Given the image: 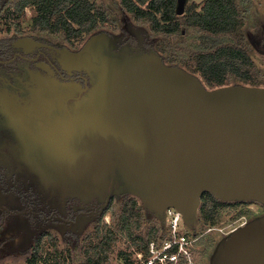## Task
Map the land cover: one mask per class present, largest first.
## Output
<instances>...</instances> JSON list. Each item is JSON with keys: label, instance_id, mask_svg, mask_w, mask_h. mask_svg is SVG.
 I'll use <instances>...</instances> for the list:
<instances>
[{"label": "water", "instance_id": "obj_1", "mask_svg": "<svg viewBox=\"0 0 264 264\" xmlns=\"http://www.w3.org/2000/svg\"><path fill=\"white\" fill-rule=\"evenodd\" d=\"M186 0H176L177 14ZM69 65L88 84L45 78L5 115L19 157L63 198L137 196L160 222L195 223L200 196L264 204V86L209 89L150 48L111 50L90 35ZM214 264H264V215L233 232Z\"/></svg>", "mask_w": 264, "mask_h": 264}, {"label": "rangeland", "instance_id": "obj_2", "mask_svg": "<svg viewBox=\"0 0 264 264\" xmlns=\"http://www.w3.org/2000/svg\"><path fill=\"white\" fill-rule=\"evenodd\" d=\"M12 1L0 0V16L3 15L2 8ZM91 1L104 12L107 19L97 30L107 34L108 45L116 52L128 54L142 50L147 46L145 43L149 42L155 49H160L159 53L164 49L172 56L185 59L198 49H208L221 42H238L250 51L256 66L264 69V0H250L249 3L242 4L245 21L240 34L234 37L208 35L191 26H184L180 30L182 35L155 32L147 21L137 19L126 11L120 0ZM190 1L201 3L203 0H186V3ZM33 15V7H27L19 23L9 24L8 30L2 31L0 28V37L26 34L27 31L22 28L29 26ZM28 36L49 41L58 47H68L74 53L90 35L77 43V46H69L62 33L36 31ZM33 39H30L31 42H36ZM193 74L199 77L197 73ZM10 99L13 100L12 97ZM31 100L27 104H30ZM7 103L9 101L5 102ZM9 132L13 136L12 129ZM4 133L0 132V264H25L27 249L33 248V243L40 234H44L43 247L38 253L36 264H53L54 256H57L59 251L60 264H81L85 261L82 243L88 238H94L98 222L102 230L95 237L96 240L103 238L104 231L108 228L113 231L111 236L114 238L108 250L103 252L105 258L101 264H127L122 252L128 253L131 264H136L135 243L117 225L122 199L130 194L113 195L111 206L103 216L100 212L94 213L84 209L86 213L76 214L74 222L66 221L64 218H70L67 217L68 209L81 204L70 198H62L48 183H41L34 171L19 157L17 142L10 141V146H4ZM135 198L142 210V220L140 227L133 229L134 235L144 236L148 227L155 224L159 228L158 235L154 238L156 241L169 237V230L164 221L160 222L143 207L137 196ZM86 206L91 207L88 204ZM239 207L246 213L236 217L234 214ZM263 215L264 204L253 200L243 201L236 208L222 211L218 220L210 225L202 224L197 213L195 223L186 225L188 237L191 244L195 245V241L197 245L203 244L207 249L205 253H196L190 244L188 249L191 264H214L223 242L238 228Z\"/></svg>", "mask_w": 264, "mask_h": 264}, {"label": "trees", "instance_id": "obj_3", "mask_svg": "<svg viewBox=\"0 0 264 264\" xmlns=\"http://www.w3.org/2000/svg\"><path fill=\"white\" fill-rule=\"evenodd\" d=\"M120 2L134 17L147 21L155 32L182 35L180 30L184 26H191L208 35L234 37L240 34L245 21L242 4H247L250 0H203L201 3L185 1L182 14H177L175 11L176 0H120ZM27 7L34 9L30 24L32 29L62 33L74 46H77V43L88 34L99 32L97 27L107 20L104 12L91 0H13L4 8V14L0 18L19 23ZM145 45L147 46L143 50L152 48L159 53L160 49H155L152 43L146 42ZM159 54L165 63L197 73L202 83L209 89L227 84L264 86V69L256 66L250 51L238 42H221L208 49H198L185 59L172 56L164 49ZM71 199L81 205L91 203H84L76 198ZM112 201L113 196L104 206L102 216L107 212ZM242 203L243 201L219 200L210 192H203L200 196L198 220L205 225L214 224L222 211L236 208ZM73 210L68 209L67 217L74 218ZM244 213L246 211L239 207L234 215L238 217ZM141 220L142 210L138 206L137 199L135 196H125L122 199L117 225L135 243V251L145 252L148 242L157 237L159 228L153 224L148 227L144 236L134 235L133 229L140 227ZM98 224L99 222L96 224L94 238H88L82 243L85 261L81 264H101L105 258V251L114 239L111 236L113 231L108 228L105 229L103 238L96 240L95 237L102 230ZM43 236L44 234H40L36 237L33 248L27 249L25 264H36L38 253L43 247ZM60 253L59 251L58 255L54 256L53 264H60ZM122 254L126 263L131 264L128 253L122 252Z\"/></svg>", "mask_w": 264, "mask_h": 264}, {"label": "flooded vegetation", "instance_id": "obj_4", "mask_svg": "<svg viewBox=\"0 0 264 264\" xmlns=\"http://www.w3.org/2000/svg\"><path fill=\"white\" fill-rule=\"evenodd\" d=\"M4 8H2L3 14ZM11 23L14 22L0 18L1 30H8ZM30 24L22 28L27 31L24 35L12 37L4 35L0 37V132L4 131V134H6V138L4 139V146L6 148L10 146V141L16 143L15 137L9 132L11 131V127L8 126L5 115V111L8 108L7 105H9V103L5 104V102L10 101L11 97L16 103L27 104L32 98L33 91L39 87L41 81L45 78H55L63 82H75L81 86L88 84L86 72L84 70L72 69L69 65L73 51L68 47H58L46 40L31 38L28 34L47 30L32 29ZM30 39L36 42H31ZM64 39L69 46L72 45L65 37ZM82 205L86 206L87 204ZM82 205L71 207V209H74L75 219L76 214L86 213L84 209L94 213H101L105 203L100 200H93L88 204L91 207L86 206V208ZM88 208H91V210ZM74 218H64V220L74 222ZM196 243L194 241L195 245L191 244L193 252L195 249L196 253H205L207 247L203 244L197 245Z\"/></svg>", "mask_w": 264, "mask_h": 264}, {"label": "built area", "instance_id": "obj_5", "mask_svg": "<svg viewBox=\"0 0 264 264\" xmlns=\"http://www.w3.org/2000/svg\"><path fill=\"white\" fill-rule=\"evenodd\" d=\"M164 223L169 230L167 238L151 239L146 250L135 252L136 264H191L186 223L174 207L164 210ZM193 241V240H192Z\"/></svg>", "mask_w": 264, "mask_h": 264}]
</instances>
